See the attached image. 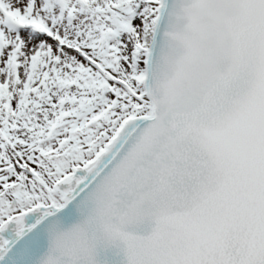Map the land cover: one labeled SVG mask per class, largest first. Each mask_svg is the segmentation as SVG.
<instances>
[{
	"label": "snow or ice",
	"instance_id": "snow-or-ice-1",
	"mask_svg": "<svg viewBox=\"0 0 264 264\" xmlns=\"http://www.w3.org/2000/svg\"><path fill=\"white\" fill-rule=\"evenodd\" d=\"M0 264H264V0H0Z\"/></svg>",
	"mask_w": 264,
	"mask_h": 264
}]
</instances>
